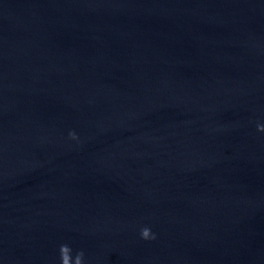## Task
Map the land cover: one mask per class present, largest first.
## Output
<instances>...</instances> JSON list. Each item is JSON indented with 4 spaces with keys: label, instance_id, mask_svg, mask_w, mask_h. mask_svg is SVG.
Listing matches in <instances>:
<instances>
[{
    "label": "water",
    "instance_id": "95a60500",
    "mask_svg": "<svg viewBox=\"0 0 264 264\" xmlns=\"http://www.w3.org/2000/svg\"><path fill=\"white\" fill-rule=\"evenodd\" d=\"M0 264H264V0H0Z\"/></svg>",
    "mask_w": 264,
    "mask_h": 264
}]
</instances>
